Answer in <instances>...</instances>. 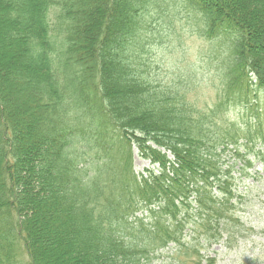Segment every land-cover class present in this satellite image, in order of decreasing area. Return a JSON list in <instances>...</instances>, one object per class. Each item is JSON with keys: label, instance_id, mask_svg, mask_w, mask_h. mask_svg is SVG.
Returning <instances> with one entry per match:
<instances>
[{"label": "trees", "instance_id": "1", "mask_svg": "<svg viewBox=\"0 0 264 264\" xmlns=\"http://www.w3.org/2000/svg\"><path fill=\"white\" fill-rule=\"evenodd\" d=\"M181 7L215 61L210 94L144 58L174 27L151 22ZM2 41L0 264H19L15 235L30 264H215L213 246L241 248L246 154L264 160V0H0ZM134 150L153 168L135 172Z\"/></svg>", "mask_w": 264, "mask_h": 264}, {"label": "rangeland", "instance_id": "2", "mask_svg": "<svg viewBox=\"0 0 264 264\" xmlns=\"http://www.w3.org/2000/svg\"><path fill=\"white\" fill-rule=\"evenodd\" d=\"M181 9L175 15V9H169L165 13L167 15L164 19L151 22L152 25L159 27L161 22L167 23L172 20L171 25H174V27L173 31L167 29L162 37L151 40V43L147 45L144 51V58L148 57V60L152 59V62L155 61L154 63L156 64L152 67V74L156 79L169 82L177 79L179 73H186V77L191 79L195 73L196 79L202 82L201 84L204 86L203 93L210 94L212 89L209 85H211L213 75L211 71L215 66V61H211L213 57L206 56L208 45L206 41L197 35L198 28L191 27L194 18L183 13L184 11L191 14L193 11L188 7H181ZM152 28L154 27L152 26ZM1 46L9 48L4 41L1 42L0 48ZM5 48L0 49V56ZM7 84L9 82L5 81L3 86L10 85ZM10 91L12 95L9 97L8 102L13 100L11 101L14 102L12 108L17 111L22 107L19 91L16 89H10ZM203 93L200 94V99L204 97ZM246 158L251 160V165L246 169L248 174L241 175V171H237L238 173L235 174L242 176L238 190L245 192V198L241 201L240 213L243 220L252 227V230L246 232L245 243L241 245V248L226 249L221 246H213L210 250H213L211 255L216 258L215 264H264V160L256 159L250 153L246 154ZM132 159L133 170L137 173L142 172L145 168H153L149 160L138 156L136 150L133 152ZM241 164L242 161H237L235 168L238 169V165ZM12 219L13 221L15 220L13 215ZM35 224L34 227L37 228V222ZM14 241L15 249H13V254L18 260L17 262L19 264H30L26 251L17 240L16 235L14 236ZM52 254L48 253L47 256H44L43 261L48 264H70L63 257H60L55 262L52 261Z\"/></svg>", "mask_w": 264, "mask_h": 264}]
</instances>
